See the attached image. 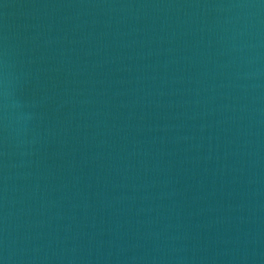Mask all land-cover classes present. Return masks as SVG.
<instances>
[{
    "label": "water",
    "instance_id": "95a60500",
    "mask_svg": "<svg viewBox=\"0 0 264 264\" xmlns=\"http://www.w3.org/2000/svg\"><path fill=\"white\" fill-rule=\"evenodd\" d=\"M0 264H264V0H0Z\"/></svg>",
    "mask_w": 264,
    "mask_h": 264
}]
</instances>
